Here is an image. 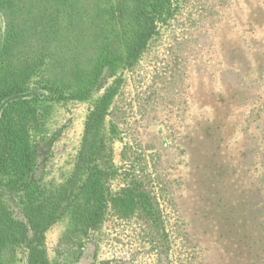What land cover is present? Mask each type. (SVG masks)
I'll list each match as a JSON object with an SVG mask.
<instances>
[{
	"label": "rangeland",
	"instance_id": "rangeland-1",
	"mask_svg": "<svg viewBox=\"0 0 264 264\" xmlns=\"http://www.w3.org/2000/svg\"><path fill=\"white\" fill-rule=\"evenodd\" d=\"M4 30L0 14V51ZM50 77L23 94L40 113L42 186L86 179L85 125L113 94L104 217L83 225L66 207L43 234L51 264H264V0H172L137 62L106 69L88 97L46 89Z\"/></svg>",
	"mask_w": 264,
	"mask_h": 264
},
{
	"label": "trees",
	"instance_id": "trees-1",
	"mask_svg": "<svg viewBox=\"0 0 264 264\" xmlns=\"http://www.w3.org/2000/svg\"><path fill=\"white\" fill-rule=\"evenodd\" d=\"M171 1L0 0V258L25 247L27 264H51L43 234L66 207L83 225L98 226L105 214L101 131L113 94L99 98L85 125L77 175L86 179L50 188L38 183L40 113L23 97L31 78L51 75L46 89L90 96L106 69L137 62Z\"/></svg>",
	"mask_w": 264,
	"mask_h": 264
}]
</instances>
